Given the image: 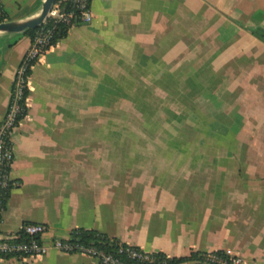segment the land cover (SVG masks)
Returning a JSON list of instances; mask_svg holds the SVG:
<instances>
[{
	"label": "crops",
	"instance_id": "obj_1",
	"mask_svg": "<svg viewBox=\"0 0 264 264\" xmlns=\"http://www.w3.org/2000/svg\"><path fill=\"white\" fill-rule=\"evenodd\" d=\"M44 0H0L8 20ZM92 21L37 60L26 115L11 134L12 187L0 232L74 229L167 257L229 249L264 264V0H91ZM0 33V122L30 45ZM165 79H176L171 86ZM145 89H144V88ZM193 95L220 150L123 151L113 110L122 94ZM190 98V97H189ZM188 98V99H189ZM0 264H99L56 250Z\"/></svg>",
	"mask_w": 264,
	"mask_h": 264
},
{
	"label": "built area",
	"instance_id": "obj_2",
	"mask_svg": "<svg viewBox=\"0 0 264 264\" xmlns=\"http://www.w3.org/2000/svg\"><path fill=\"white\" fill-rule=\"evenodd\" d=\"M60 1L64 3V6L61 7L54 2L30 40L29 48L15 73L11 98L0 122V222L3 210L1 204L5 200V195L16 185L10 176L14 157L11 134L20 122H18V116L25 111L26 101L23 92L28 81L26 71L29 67L32 69L31 61L38 60L50 46L54 30L59 25L88 24L92 21L91 0ZM45 231L44 224L28 222L24 223L16 233L0 232V257L35 259L46 255L51 250H56L64 253H80L95 259L99 264H151L155 261L153 253L123 243H119L114 252L91 244H82L73 239L78 229L72 230L66 238H54L47 241L43 239ZM202 257L207 264L243 263L240 256L229 249L203 252Z\"/></svg>",
	"mask_w": 264,
	"mask_h": 264
},
{
	"label": "rangeland",
	"instance_id": "obj_3",
	"mask_svg": "<svg viewBox=\"0 0 264 264\" xmlns=\"http://www.w3.org/2000/svg\"><path fill=\"white\" fill-rule=\"evenodd\" d=\"M27 42V37L20 36ZM177 86L176 79H165ZM144 88V87H143ZM145 89V88H144ZM190 97V98H189ZM189 98V99H188ZM193 95L122 94V101L106 113L121 121L123 151L161 155L162 150H220L225 142L210 140L208 111L193 108Z\"/></svg>",
	"mask_w": 264,
	"mask_h": 264
},
{
	"label": "trees",
	"instance_id": "obj_4",
	"mask_svg": "<svg viewBox=\"0 0 264 264\" xmlns=\"http://www.w3.org/2000/svg\"><path fill=\"white\" fill-rule=\"evenodd\" d=\"M55 3L61 7L64 6V3H62L60 0H57ZM5 19H6V16L3 13V11L0 9V22L5 21ZM69 27H70L69 25H65V24L59 25L54 30V35L50 42V46L54 45L58 40L64 38L67 35ZM37 29L38 27L33 28V29H27L26 31L23 32V34L28 36L30 40H32L33 35ZM253 34L257 38L264 41V31L263 30L257 29L253 32ZM49 47H47V49ZM36 62H37V59H33L31 61V66H33ZM30 74H31V68L29 67L26 71L27 78L30 76ZM23 94H24V100L26 101V98L28 96V86L27 85L24 89ZM26 111H27V108L25 106V111L18 116V122L26 115ZM7 195H5V200H6ZM5 200H3L1 204L2 209H4L5 207ZM73 239L82 244H91V245L103 248L110 252L116 251L118 244L120 243L117 239L110 238L108 235L104 233H100L95 230H87V229H78V233L73 235ZM202 253L203 252H191L186 257H168V258L166 257V255L162 253H153L155 261L151 264H186V263L207 264L203 260Z\"/></svg>",
	"mask_w": 264,
	"mask_h": 264
},
{
	"label": "water",
	"instance_id": "obj_5",
	"mask_svg": "<svg viewBox=\"0 0 264 264\" xmlns=\"http://www.w3.org/2000/svg\"><path fill=\"white\" fill-rule=\"evenodd\" d=\"M56 0H44L40 11L24 20H8L0 22V33H23L27 29L38 27L46 18L48 11Z\"/></svg>",
	"mask_w": 264,
	"mask_h": 264
}]
</instances>
